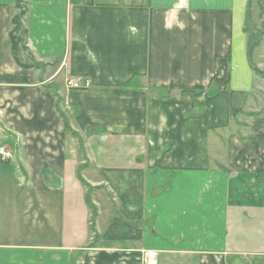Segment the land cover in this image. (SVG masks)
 Instances as JSON below:
<instances>
[{
	"label": "crops",
	"instance_id": "1",
	"mask_svg": "<svg viewBox=\"0 0 264 264\" xmlns=\"http://www.w3.org/2000/svg\"><path fill=\"white\" fill-rule=\"evenodd\" d=\"M24 3L27 69L0 0V264H238L264 227L248 0Z\"/></svg>",
	"mask_w": 264,
	"mask_h": 264
},
{
	"label": "rangeland",
	"instance_id": "2",
	"mask_svg": "<svg viewBox=\"0 0 264 264\" xmlns=\"http://www.w3.org/2000/svg\"><path fill=\"white\" fill-rule=\"evenodd\" d=\"M263 12L264 0H251L250 6H248L243 27V33L246 35V38H248L251 34L257 32L256 30H258L259 32L264 31V16H262ZM245 30L248 31V33H245ZM22 52H20V55ZM25 63H27V61H25ZM250 65L252 69L264 74V37L259 47L253 52V55L250 58ZM253 79L254 82H252V87L250 88V92L248 95L249 99L245 113H250L253 115L259 113L260 115H262L264 112V75L257 76L253 72ZM247 115L248 114H246V116ZM261 231H263L264 233V227L248 228V240L246 241L247 243L244 247L247 254H245V256L236 257V260L238 259V264H264V252H262L264 250L261 251L259 246L257 245L258 243L255 242L256 240H260L264 245V238L262 240L261 236H263V234L261 233ZM262 242H260V244ZM262 248L264 249V246ZM153 257L154 256L152 254V258ZM145 263L148 262L145 260L144 264Z\"/></svg>",
	"mask_w": 264,
	"mask_h": 264
},
{
	"label": "trees",
	"instance_id": "3",
	"mask_svg": "<svg viewBox=\"0 0 264 264\" xmlns=\"http://www.w3.org/2000/svg\"><path fill=\"white\" fill-rule=\"evenodd\" d=\"M250 3L251 0H248V6H250ZM15 9L17 10V13L11 20L12 29L9 34L10 50L16 64L24 69H27L29 68V66L21 64L19 59L20 52L22 51L24 52L26 50L25 46L27 44V31L23 28L21 22L26 13V6L24 0H15ZM262 16H264V12L262 13ZM256 31L257 32L251 34L247 38V42H246V56L249 63H250V58L253 55V52L259 47L264 37V31L261 32H259L258 30ZM246 32L248 33V31L245 30V33ZM253 72L257 76L264 75L263 73L258 72L257 70L254 69ZM86 205L89 211L91 212V217H90V230H91L95 210L90 201L87 200Z\"/></svg>",
	"mask_w": 264,
	"mask_h": 264
},
{
	"label": "built area",
	"instance_id": "4",
	"mask_svg": "<svg viewBox=\"0 0 264 264\" xmlns=\"http://www.w3.org/2000/svg\"><path fill=\"white\" fill-rule=\"evenodd\" d=\"M66 88L68 90H85L87 88H89V83L87 80L83 79V78H69L66 83ZM0 157H1V161H7L11 158L10 156V151L8 149H6L5 147H0ZM148 264V263H145Z\"/></svg>",
	"mask_w": 264,
	"mask_h": 264
}]
</instances>
